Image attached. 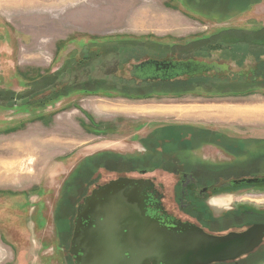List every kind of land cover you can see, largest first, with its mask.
<instances>
[{
    "label": "rangeland",
    "instance_id": "obj_1",
    "mask_svg": "<svg viewBox=\"0 0 264 264\" xmlns=\"http://www.w3.org/2000/svg\"><path fill=\"white\" fill-rule=\"evenodd\" d=\"M70 1L85 5L90 14L96 8L100 15L95 24L86 20L83 31L62 28L63 34L68 32L64 41H51L56 34L62 35L53 26L60 21L45 26L44 17L39 22L32 17V24L39 25L30 27L29 19H11L0 7V88L18 94L15 103L1 101L0 164L32 157L30 171L11 175L21 180L12 182L11 177L0 174V264H71L62 248L63 221L70 217L73 222L75 206L84 192L119 175L141 177L140 173H145L142 177L154 180L162 193L165 209L177 218H186L175 200L179 188L175 187V168L198 167L208 175L220 176L218 182L249 177L264 169V117L233 119L214 111L191 110L192 106L205 108L221 103L264 105V88L255 91L247 85H227L237 80L233 69L248 65L240 67L233 59L245 51L247 44H233L231 33L224 37L228 43L222 42L223 46L205 43L216 41L209 36L222 28L264 25V3L251 4L242 13L223 19L185 9L182 3L186 0ZM141 10L182 20L164 29L127 28L126 17ZM110 16L111 24L116 21L114 27L108 26ZM38 37L45 38L46 43L36 46L33 41ZM171 45H176L177 57L183 58L174 60L190 65L189 70L179 67L181 75L205 71L208 78H196L187 85L174 82L180 79L162 85L160 81H146L160 76L161 70L141 61L160 60ZM192 56L196 59H190ZM128 58L131 61L126 63ZM224 59L230 63H221ZM65 63L68 66L55 81L56 86L63 87L50 92V85L43 90L47 97L32 99L35 74L40 77L58 71ZM139 64L144 66L136 67ZM34 66L41 68L36 72ZM220 67L229 76L214 75ZM98 80L101 86H94ZM88 81L92 84L89 90L85 89ZM144 83H152L151 90H146ZM157 90L160 92H153ZM142 91L146 94L135 96ZM172 124L188 128L175 130ZM191 125L195 131L189 132ZM95 158L99 161H93ZM177 158L182 161L179 165L175 163ZM118 160L120 166L114 163ZM214 191L199 206L210 218L208 212L219 215L237 206L264 209V184ZM217 219L225 220L224 216ZM188 221L195 219L188 217ZM263 257L249 258L242 264H264Z\"/></svg>",
    "mask_w": 264,
    "mask_h": 264
},
{
    "label": "water",
    "instance_id": "obj_2",
    "mask_svg": "<svg viewBox=\"0 0 264 264\" xmlns=\"http://www.w3.org/2000/svg\"><path fill=\"white\" fill-rule=\"evenodd\" d=\"M230 183L262 184L264 177ZM153 186L150 179L120 176L93 189L78 205L74 219L70 252L75 264L226 262L251 252L264 235V224L212 234L191 222L161 220L147 212Z\"/></svg>",
    "mask_w": 264,
    "mask_h": 264
},
{
    "label": "flooded vegetation",
    "instance_id": "obj_3",
    "mask_svg": "<svg viewBox=\"0 0 264 264\" xmlns=\"http://www.w3.org/2000/svg\"><path fill=\"white\" fill-rule=\"evenodd\" d=\"M261 0H257L253 4L259 3ZM257 27V26H256ZM0 35H2L0 33ZM108 42H112L108 41ZM107 42H104L106 44ZM247 48V47H246ZM214 50V48H212ZM211 49V50H212ZM219 50V48H218ZM221 50V47H220ZM245 49L246 54H238V58H233L235 62L240 64V67H242L244 64H248L245 67L242 68H235L232 71V75L234 77L240 76L243 77L246 80L254 79L257 80V67L255 66V63L257 60H260L264 62V54L260 55L259 57H256L255 54H253L250 51H247ZM252 51V50H251ZM235 55V54H234ZM163 56V55H161ZM178 55L173 52L172 50L169 49V51L160 59H147V60H142L141 63H150L153 65H159L163 66L164 68L160 69L161 73L160 76H155L156 78L153 79H147L146 81H160L164 82L165 81H174L175 79H184L186 77V74L181 75V72L178 71L179 67H187L189 70V63L188 61H180L183 58L177 57ZM176 57V58H175ZM194 57V58H193ZM188 58V57H187ZM186 58V59H187ZM202 59L201 57H198ZM174 59H180L178 61H175ZM190 59H196V56L190 57ZM204 60V59H202ZM131 58H128L126 63L130 62ZM221 63H230L229 61H224ZM233 63V61H232ZM242 64V65H241ZM144 66V64H139L136 67ZM167 66L169 69H167ZM233 65H230V68ZM196 72V71H195ZM217 72H224V68H218ZM215 72V73H217ZM214 73V74H215ZM229 74V73H228ZM263 74V73H261ZM185 75V76H184ZM217 76V75H216ZM219 76V75H218ZM229 75L221 74L220 77H225ZM17 96L18 94L14 93L12 90H8L5 88H0V109L3 108L4 104H2V100H11L12 102L15 103L17 101ZM171 125V124H170ZM190 125V124H189ZM172 128H188V126H182L181 124L176 126L175 124H172ZM192 125L189 126L190 129H188L189 132L195 131L192 129ZM169 129V128H168ZM206 131H211V133H218L220 136L224 137V132L219 131V130H213V129H205ZM149 134V133H148ZM224 142V141H223ZM170 143V142H169ZM168 143V144H169ZM146 149V146H145ZM148 150V149H146ZM264 156V155H263ZM175 163L179 165L178 163H182L181 159L177 158L175 159ZM181 161V162H180ZM173 171H175L174 176L177 177L178 182H176L175 187L178 185V194L175 196L176 202H178L179 208L181 209L183 214L186 216V218H177V216L173 213H170V211L166 210L165 207L161 204V200L163 199L162 193H160L156 185L154 184V180L150 179L154 186L152 189L149 191V200L147 202V212L150 215H155L161 220H167V221H172V220H180L183 222H191L202 228L204 231L212 234H225L230 231H235V232H241L244 231L254 225H260L264 224V209H258V208H253L250 206H237L236 208H231L225 212H221V214L217 215L214 212H208V214H211V218L205 215L207 211L205 212L202 208L200 209L199 206L202 205L204 199L207 198L209 194H214L216 189L219 188H225V187H231V181L235 179H240V178H234L230 179L229 181L227 180L226 182H218V178H221L220 176H217L216 174H209L204 172V170L197 168H194L193 170H188L186 168L181 169L180 167L175 168ZM143 174L145 173H140L141 177H131V178H143ZM124 175V174H122ZM119 175L118 177H120ZM116 177V178H118ZM128 177V176H125ZM245 177V176H244ZM241 177V178H244ZM250 177H257V178H263L264 177V169L257 170L253 172ZM205 178H208L209 180H213L210 183H206L203 180ZM216 178V179H215ZM144 179H149V178H144ZM110 181V180H108ZM107 181V182H108ZM216 181V182H214ZM105 182V183H107ZM102 184L96 185L93 189L99 187ZM264 184V183H262ZM258 184L254 185H248V186H257ZM241 186V185H239ZM237 187V186H236ZM92 189V190H93ZM92 190H90L87 193H83L81 195V199L79 202H77L75 209H74V218L73 222H71L70 217H67L65 221H63L64 230L62 229L63 233L61 235V241L62 243V248H64L63 253L64 255L68 258V260H71V264H75V258L74 255L70 252V247H71V240H72V235H73V230H74V219L76 217L77 213V207L81 203H83V200L86 196L90 195ZM79 196V195H78ZM67 209H71L70 207ZM225 220H218L217 218L223 217ZM188 217L194 218L195 221H188ZM228 217V219H227ZM62 225V226H63ZM62 228V227H61ZM262 256H264V235L260 241V243L249 253L240 256L239 258L232 260V261H226V262H218V263H211V264H242L243 262H246L249 258L253 259H259ZM264 257L261 259L263 260Z\"/></svg>",
    "mask_w": 264,
    "mask_h": 264
},
{
    "label": "crops",
    "instance_id": "obj_4",
    "mask_svg": "<svg viewBox=\"0 0 264 264\" xmlns=\"http://www.w3.org/2000/svg\"><path fill=\"white\" fill-rule=\"evenodd\" d=\"M0 2H2L0 7L3 10H5L6 13H8L7 14L8 17H11V19L16 17L17 19L22 20V21H25L27 18V21L28 19L30 20L28 21L30 23L29 25L30 27L39 25L37 23L32 24V17H35L36 19H33V21H37V22H39L40 17H44L43 22L45 23V26H48V25L52 26L53 22L60 21L61 23L60 22L59 24L55 23L53 26L55 27V30L59 34H62V35L56 34V36L52 37L51 41H56V40L64 41L68 38V32L66 31L67 29L65 30L66 33L63 34L62 28H67L70 26L72 27L71 28L72 32L79 31V30L83 31L85 29V27L83 26L85 25L84 23L86 20L91 21L93 24H95L97 23V19L99 18L98 15H100V12L96 10V8L92 9L91 14H90L88 9L85 8V5H79L78 4L79 2H71L70 0H23V1L22 0H0ZM177 3H180V2H177ZM262 3H264V0H261L259 3H256V4H262ZM182 5H185V9H187L185 2L182 3ZM88 15H91V17L90 16L86 17ZM169 16H163L162 13L154 12L153 10L136 11L133 15L126 17L125 25L129 29L143 31L147 29L146 27H150V26H158V27H162L161 29H164L163 27H165L166 25L174 24V27H175L176 22L180 24L182 20L181 17L178 18L176 16L175 17L171 15ZM108 21L110 22L108 26H112V24L116 26V21L115 22L113 21V23L111 24V16L108 19ZM256 26H262V25L254 24L250 28H253ZM60 30H61V33H60ZM93 30H95V28H93ZM36 35L39 36L40 38L42 37L40 34H36ZM1 36L2 35H0V38ZM39 37L37 38L36 41L35 40L33 41V43L36 46L39 45L38 43H42V41L46 43L45 38L39 40L40 39ZM30 38H32V36ZM2 40H4V36ZM36 51H38V49ZM40 68L41 67H38V66L32 67V69H40ZM192 107L193 108H191V110H198V111L200 110V112H203L206 110L214 111L217 113L225 114L227 116H231L233 117V119L257 120L258 118L264 117V105H257L256 103H248V104L246 103V104L238 105V106L233 105V104L226 105L225 103H221V104H215L212 106L208 105V106H205V108L199 107V106H192Z\"/></svg>",
    "mask_w": 264,
    "mask_h": 264
},
{
    "label": "trees",
    "instance_id": "obj_5",
    "mask_svg": "<svg viewBox=\"0 0 264 264\" xmlns=\"http://www.w3.org/2000/svg\"><path fill=\"white\" fill-rule=\"evenodd\" d=\"M205 1H206V3H205ZM256 1L257 0H186V6L191 11L197 10L195 12H199V11H200V13L203 12L204 14H206V15H204L205 17L208 15V16H213V17H218V18L224 19L226 17L228 18V16L230 17V16H234V15L242 13L244 10H246L251 4H253ZM200 2L205 3V6L199 8L197 6V4H200ZM227 2H230V3H227ZM230 33L232 34V36L234 38L233 44H237V43L238 44H247V48H248L247 51L252 52L253 54L256 55V57H259L260 55L264 54V25L253 27V28H243V27L222 28V29H219L217 32H215L214 35L209 36L210 37L209 39L213 38V39H216V41H211V42L206 41L205 43L207 46L210 44L214 45V43L215 44L220 43L218 45H222V42L228 43V41H226V39L224 37ZM204 39H206V38L205 37L201 38V40H199V41H201V43H203ZM174 48H176V45H171L170 47H168V49L175 52ZM242 53L246 54V51H242ZM68 63H65L66 65L61 66V68L58 69V71H54L52 73L44 74L42 76L39 75L40 77H38V75H36L37 74L36 73L35 78L32 80V99H35L37 97H40V98L47 97L48 93L43 92V90H45L50 85H51L49 88L50 92H56L58 89H61L63 87V85L61 86L60 84H58V86H56L55 81H56V78L61 75L62 70H64V67L68 66ZM255 66L257 67V80L250 79L248 81V80L244 79L243 77L237 76L236 82L228 83L227 85L237 84L240 87L247 85V86H250L251 88H253V90H255V91L263 89L264 88V62L257 60V62L255 63ZM32 70H36V72H37L38 69H32ZM261 73H263V74H261ZM221 74H225V73L217 72L214 75H221ZM207 75L208 74H206L205 71L193 72V73L188 74L184 79H180V80H177L174 82L176 84L187 85V83L189 81L195 80L196 78L206 77ZM206 78H208V77H206ZM86 83H87V85H86ZM86 83H84V86L86 85L85 89L89 90L88 88L92 84L89 83V81ZM163 83L164 82H159L160 85H162ZM93 85L94 86H98V85L101 86V81L98 80V82L93 83ZM144 85H145L144 87L146 90H151L150 87H151L152 83H147V84L144 83ZM170 85L171 84H169L168 87H170ZM38 86H40V87H38ZM36 87H38V88H36ZM160 88H162V87H160ZM157 89H159V88H157ZM98 90H103V89H102V87H99ZM164 91H165V89L162 92H164ZM112 92L117 93L118 91H112ZM153 92L156 93V92H160V91L157 90V91H153ZM144 93L146 94V91H144ZM144 93L142 91L141 93H138L135 96H143ZM165 93H169V92H165ZM62 94L64 95V93H62ZM130 95L133 96V94H130ZM115 156H117V155H115ZM103 157L104 156H102V158ZM124 158H127V157H124ZM93 161L98 162L99 160L95 158ZM120 162L121 161L118 160L117 162H114V163L119 164ZM125 164L126 163H123L122 165L127 166ZM120 165H121V163L118 166H120ZM129 168H131V166H129ZM203 181L206 183H210L213 180H203ZM214 182H216V181H214ZM231 186H232V184H231ZM232 187H235V186H232Z\"/></svg>",
    "mask_w": 264,
    "mask_h": 264
},
{
    "label": "bare ground",
    "instance_id": "obj_6",
    "mask_svg": "<svg viewBox=\"0 0 264 264\" xmlns=\"http://www.w3.org/2000/svg\"><path fill=\"white\" fill-rule=\"evenodd\" d=\"M0 151H1V149H0ZM22 158H23V156H22ZM31 158L29 157V158H26V160L21 159V160H18V161L15 160V159L14 160H10V161L9 160L8 161H5L4 163L0 164V166L2 165V167L0 169V174H5V175H7L8 178L11 177L9 179H11V180L13 179L12 182L17 181V180H21V179H14L17 176H11V175H16V173H20V172L30 171L31 166L29 167L28 164H29V162H31ZM0 162H2V161L0 160ZM24 174H26V172ZM1 179H3V178H1Z\"/></svg>",
    "mask_w": 264,
    "mask_h": 264
}]
</instances>
